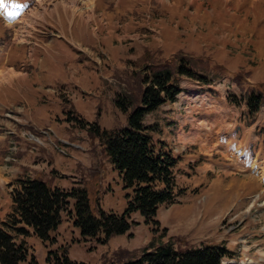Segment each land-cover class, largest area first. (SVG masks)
I'll return each mask as SVG.
<instances>
[{"label": "rangeland", "instance_id": "374dc122", "mask_svg": "<svg viewBox=\"0 0 264 264\" xmlns=\"http://www.w3.org/2000/svg\"><path fill=\"white\" fill-rule=\"evenodd\" d=\"M139 1L143 10L130 0H26L22 4L29 8L26 13L11 23L0 19V118L18 117L23 124L0 128V225L10 221V193L18 178L39 179L65 191L85 188L95 214L100 209L124 212L129 190L91 127L94 123L101 130L126 127L132 108L120 110L118 94L132 93L131 106H137L142 78L150 77L157 66L176 72L181 61L215 79L201 90L183 88L184 82L199 83L197 78H183L181 100L183 92L191 94L187 101L200 96L211 102L209 95H216V106L220 95L229 93L243 107L247 94L258 89L264 99V84H258L264 82V0H194L183 7L175 0ZM71 16L77 42L69 39L84 52L58 37L66 32ZM88 28H98L97 38L88 34ZM167 32L174 47L182 45L179 50L173 47L166 53L159 46ZM44 49L52 52L46 55ZM180 99L177 96L165 110L167 116L161 117L160 109L143 120L156 141L163 136L156 129L161 124L167 135H179L192 145L178 155L173 169L172 203L159 206L153 219L131 212L129 227L100 241V234L81 235L73 221L75 200L69 198L60 223L50 232L53 240L37 238L31 230L17 240L9 229L17 243L25 242L27 259L21 264H31L32 257L37 264H53L50 251H66L75 264H119L139 258L161 241L178 249L224 247L233 258L224 257L221 264H264V183L259 177L264 178L263 158L257 163L262 169L253 167L257 174L237 159L234 145H241L242 124L234 122L232 113L199 122L196 106ZM222 102L217 108L225 106ZM236 111L240 114L241 107ZM194 119L196 127L190 130ZM262 119L257 128L264 133V106L246 122ZM79 120L87 124L82 127ZM226 133L230 136L225 143L218 141L212 151L195 152L203 150L206 136L223 138ZM31 135L45 144L30 141ZM257 143L264 145V140Z\"/></svg>", "mask_w": 264, "mask_h": 264}, {"label": "trees", "instance_id": "16d2710c", "mask_svg": "<svg viewBox=\"0 0 264 264\" xmlns=\"http://www.w3.org/2000/svg\"><path fill=\"white\" fill-rule=\"evenodd\" d=\"M151 59L157 61L156 64L160 62ZM153 69L150 77L142 78L144 87L139 93L137 106H131L132 93L118 94L115 102L120 110L127 112L129 107L132 108L126 127L101 130L98 123L91 127L118 171L123 187L129 190L124 212L118 215L100 209L95 214L85 188L65 191L39 179H18L11 191L13 207L10 221L0 225V264H21L27 259L24 243L15 242L9 229L21 236L28 234L26 228L29 227L38 238L50 239L49 233L60 223V214L66 209L69 198L75 200L73 221L81 235L92 237L100 234V241L129 227L127 218L131 212L139 211L146 219H153L159 206L172 203L175 187L173 169L178 157L166 144L153 140L148 134L152 127L145 126L143 119L161 104L175 100L181 91L179 81L182 77L197 78L201 83H210L212 79L195 72L181 61L176 72L158 66ZM132 77L135 78L134 75ZM138 79L140 83L141 79ZM226 97L229 102L239 105L234 95ZM244 103L247 116H254L264 105L262 91H251ZM79 122L82 127L87 124L81 120ZM262 137L264 139L263 132ZM49 254L55 256L56 262L53 264H75L70 261L66 251L61 254L50 251ZM230 254L227 249L215 244L178 249L170 241H161L154 248L146 249L139 258L119 264H221L222 258L232 257ZM31 259V264H37L33 257ZM47 259L51 260L49 257Z\"/></svg>", "mask_w": 264, "mask_h": 264}, {"label": "crops", "instance_id": "0c3cea01", "mask_svg": "<svg viewBox=\"0 0 264 264\" xmlns=\"http://www.w3.org/2000/svg\"><path fill=\"white\" fill-rule=\"evenodd\" d=\"M96 1H98V0H96ZM176 2H177V6L178 7H183L184 6V4L185 5H192L193 4V2H194V0H175ZM130 3H131V5L132 6H138L139 7V10H143L144 9V5L142 4V3H140V1L139 0H130ZM97 7H98V2H97ZM95 5V6H96ZM57 9V8H56ZM172 11H174L173 9H172ZM56 13L59 15V11H58V9L56 10ZM73 17L74 16H71L69 19H68V22H67V27H66V32L65 31H63V34H62V36L65 38V39H67V38H69V37H71L73 40H75L76 41V39H75V37H74V28H72L73 27V25H74V19H73ZM84 20V19H83ZM58 21H60V20H58ZM95 21V17H92L91 18V22H93V23H95L94 22ZM97 21H99V20H97ZM86 22H90V21H86ZM79 23H84V24H86L85 22H83V21H81V20H79V22H78V24ZM87 25V24H86ZM88 27V26H87ZM101 27V26H100ZM98 29V28H97ZM107 31V30H106ZM99 36H100V39H98L100 42H101V29L99 30ZM88 34H90V36L91 35H93V37L94 38H97V33H96V31H93V30H91L90 31V29L88 28ZM93 39V38H92ZM191 39V41L193 40V38H190ZM94 40V39H93ZM164 42L162 41V48H163V50L166 52V53H170L171 51H172V49H173V47H174V44H173V42H171V39H170V36H169V33L167 32L166 33V36L164 37ZM77 42V41H76ZM185 45V44H184ZM104 46H107V43L106 42H104ZM182 47V45L181 46H177V47H174V49H177V50H179L180 48ZM191 50H195V49H191ZM45 52H46V50H44ZM48 53L46 52V55H47ZM11 84V83H10ZM182 87L183 88H186V89H195L196 87H198L199 89H201L202 90V87L203 86H199V85H194V84H190V83H188V82H184V83H182ZM206 91H208V90H206ZM184 93V95L182 96L183 97V99L181 100L180 98V101L181 102H183V103H187L189 106H196L195 108L197 109V111H198V114H199V118L200 117H210V115H211V113H210V111H212V113L214 112V109H215V107H214V103H213V98L209 95V98H210V101L211 102H209V101H206L207 103H208V105H213V107H214V109L213 110H211V109H206V106H204L203 105V101H205V100H202V99H200L199 97H197L196 99H194V101H191V100H189V101H187L188 100V98L190 97V95L191 94H189V93H186V92H183ZM208 94H209V92H208ZM203 95H206L205 94V92L203 93ZM181 96V95H180ZM185 96V97H184ZM211 103V104H210ZM172 104L173 103H169V102H167V103H165V104H163V105H161L157 110H162L161 112H160V116L161 117H165V116H167L166 115V113H165V110H168V109H170L171 107H172ZM206 109V110H202V109ZM208 110H210V111H208ZM194 122V121H193ZM191 123V125H190V130H192L194 127H196V124H195V122L194 123ZM164 125V124H163ZM160 128H161V133H162V131H163V136L159 139V140H161V141H164V142H166V143H168L171 147H182V148H188V151L190 150V146H192V145H190L191 143H187L186 144V142L187 141H184L183 142V140H181L180 138H179V135H177V136H173V135H171V134H169V135H167L166 134V126L164 125V128L162 127V125L160 124ZM214 134H210L209 136H206L205 138H203V143H204V146H203V150H202V148H199L198 150H199V152L198 151H196L195 150V152H197L198 154H201L202 152H204V153H208V152H210V151H212V146H215L216 147V144L213 142L214 140H216L215 142L217 143L218 142V140H220L219 139V137H214ZM183 142V143H182ZM189 153V152H188ZM190 154V153H189ZM189 154H187V155H189ZM210 164V163H209ZM211 165H213V166H217V164H215V163H213V162H211Z\"/></svg>", "mask_w": 264, "mask_h": 264}, {"label": "bare ground", "instance_id": "6f19581e", "mask_svg": "<svg viewBox=\"0 0 264 264\" xmlns=\"http://www.w3.org/2000/svg\"><path fill=\"white\" fill-rule=\"evenodd\" d=\"M58 1H61L63 2L64 0H58ZM90 15H88L87 17H89ZM3 78L0 77V80H2ZM247 264H254L253 262H248Z\"/></svg>", "mask_w": 264, "mask_h": 264}, {"label": "snow or ice", "instance_id": "6c2138e0", "mask_svg": "<svg viewBox=\"0 0 264 264\" xmlns=\"http://www.w3.org/2000/svg\"><path fill=\"white\" fill-rule=\"evenodd\" d=\"M5 3V0H0V7H3Z\"/></svg>", "mask_w": 264, "mask_h": 264}]
</instances>
